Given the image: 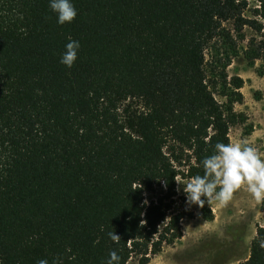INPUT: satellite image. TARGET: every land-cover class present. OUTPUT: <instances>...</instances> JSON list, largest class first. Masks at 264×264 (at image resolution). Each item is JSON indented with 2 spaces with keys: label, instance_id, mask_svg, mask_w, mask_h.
Masks as SVG:
<instances>
[{
  "label": "trees",
  "instance_id": "trees-1",
  "mask_svg": "<svg viewBox=\"0 0 264 264\" xmlns=\"http://www.w3.org/2000/svg\"><path fill=\"white\" fill-rule=\"evenodd\" d=\"M257 1L263 21L248 0H0V264H147L188 197L213 218L246 117L205 51L227 21L263 30ZM244 54L264 69V39ZM242 264H264V227Z\"/></svg>",
  "mask_w": 264,
  "mask_h": 264
},
{
  "label": "rangeland",
  "instance_id": "rangeland-1",
  "mask_svg": "<svg viewBox=\"0 0 264 264\" xmlns=\"http://www.w3.org/2000/svg\"><path fill=\"white\" fill-rule=\"evenodd\" d=\"M258 6L257 0H248L244 16L263 21L254 16ZM223 27L230 37L216 38L205 51L206 60L210 68L218 65L220 71L227 57L231 58L226 68L229 78L244 80L240 89L243 102L235 103L234 109L246 120L230 129L231 147L221 159L223 189L210 201L213 218H203L197 198L188 197L193 217L182 221V237L147 264H242L249 256L257 227H264L260 204L264 196V69L261 60L249 64L244 54L251 39H264V28L258 31L246 25L237 33L233 20ZM215 96L221 102L226 100L218 92ZM188 183L177 179L179 194L185 193ZM127 264L140 263L132 258Z\"/></svg>",
  "mask_w": 264,
  "mask_h": 264
}]
</instances>
